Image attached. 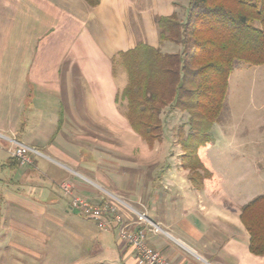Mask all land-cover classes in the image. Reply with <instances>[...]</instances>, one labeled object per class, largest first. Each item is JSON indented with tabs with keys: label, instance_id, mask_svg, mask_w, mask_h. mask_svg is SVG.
I'll return each mask as SVG.
<instances>
[{
	"label": "crops",
	"instance_id": "0c3cea01",
	"mask_svg": "<svg viewBox=\"0 0 264 264\" xmlns=\"http://www.w3.org/2000/svg\"><path fill=\"white\" fill-rule=\"evenodd\" d=\"M187 2L0 0V264H61L65 230H85L93 245L87 222H95L73 197L114 204L129 229L132 209L144 212L160 228L147 231L149 244L173 264H264L239 219L248 196L194 189L174 146H120L135 132L116 100L124 84L115 58L137 43L179 51L160 40L156 18ZM15 143L38 152L32 165L10 159ZM236 169L234 183L245 175ZM102 231L113 240L97 237L108 253L92 264H138L114 222Z\"/></svg>",
	"mask_w": 264,
	"mask_h": 264
},
{
	"label": "trees",
	"instance_id": "16d2710c",
	"mask_svg": "<svg viewBox=\"0 0 264 264\" xmlns=\"http://www.w3.org/2000/svg\"><path fill=\"white\" fill-rule=\"evenodd\" d=\"M156 24L160 40L179 45V51L137 43L120 52L127 83L116 100H125L129 126L149 147L162 139L165 108L185 112L181 166L194 189H214L218 179L202 159L212 144L210 130L220 122L236 63L264 64V0H188L183 21L173 13L157 17ZM239 219L249 235L250 253L264 256V195L241 205Z\"/></svg>",
	"mask_w": 264,
	"mask_h": 264
},
{
	"label": "rangeland",
	"instance_id": "374dc122",
	"mask_svg": "<svg viewBox=\"0 0 264 264\" xmlns=\"http://www.w3.org/2000/svg\"><path fill=\"white\" fill-rule=\"evenodd\" d=\"M185 14L184 6L178 10V19L183 21ZM114 66L118 80L125 86L127 73L119 57L115 58ZM117 102L121 110L125 112V100L118 98ZM187 116L185 112L177 109L165 108L161 113L163 136L154 146L165 148L174 146V153H180L179 136L184 137L188 132ZM180 130H182L181 133ZM210 135L212 144L206 150L202 161L209 164L213 177L218 179L214 190L232 191L234 196L241 194L243 200L247 196L252 199L257 195H264V64L253 66L243 62L236 63L228 78L225 106L220 115V122L212 126ZM4 142L0 139V145H5ZM123 145L147 146L136 133L127 134L124 144L120 143V146ZM3 155L4 153L0 150V158L3 159ZM177 158L179 159L180 155L176 156ZM248 166H252L254 172L246 175ZM235 167L244 170L243 173H245L244 178H238V183L233 182ZM75 218L79 219L82 216L77 214ZM87 223L88 235L92 234L94 237L93 245L90 244L89 239L84 238L85 230L82 231L83 237L79 236V229L61 232V237H58L61 264H79L84 261V263L88 261L92 264L93 261L103 260L104 254L107 257L108 251L106 253L97 249V242L104 243L97 237L106 236L110 242L113 238L96 227L95 223ZM74 242L83 245L81 250L85 248L88 254L80 255L73 246ZM111 247L115 248L114 243ZM91 250H94L93 253Z\"/></svg>",
	"mask_w": 264,
	"mask_h": 264
},
{
	"label": "built area",
	"instance_id": "2783aa9c",
	"mask_svg": "<svg viewBox=\"0 0 264 264\" xmlns=\"http://www.w3.org/2000/svg\"><path fill=\"white\" fill-rule=\"evenodd\" d=\"M38 153L34 148L15 143L11 155L15 157L20 165H32V155ZM65 193L71 194L67 184H61ZM73 205L88 218L95 222L100 230H107L111 223L116 224L117 238L128 245L135 253L138 264H173L159 250L152 247L147 238V231L159 232L160 228L150 222L144 212L132 209L136 215L134 228L129 229L122 216L118 213L117 207L108 202L92 204L84 199L73 197Z\"/></svg>",
	"mask_w": 264,
	"mask_h": 264
}]
</instances>
